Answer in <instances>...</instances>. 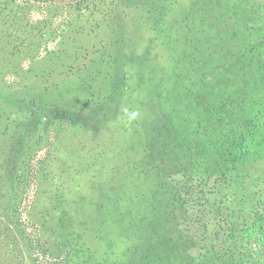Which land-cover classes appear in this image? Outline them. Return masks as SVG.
I'll list each match as a JSON object with an SVG mask.
<instances>
[{
	"label": "rangeland",
	"instance_id": "1",
	"mask_svg": "<svg viewBox=\"0 0 264 264\" xmlns=\"http://www.w3.org/2000/svg\"><path fill=\"white\" fill-rule=\"evenodd\" d=\"M17 2L10 5L15 13H0V200L13 197L17 180L30 174L27 196L38 195L26 211L43 235L75 252L73 263L148 264V245L157 237L149 225L150 205L168 195L158 177L144 179L140 172L152 164L148 140L169 155H188L187 163L195 147L190 141L198 138L185 133L196 128L203 143L210 139L204 135L208 122L192 110L193 98L181 95L185 80L199 79L189 69H198L207 50L233 45L243 64L227 76L237 82L231 93L240 97L234 101L241 112L235 105L229 110L243 120L237 125L224 106L231 118L219 135L225 140L228 134L226 143L210 144L220 148L218 157L224 151V164L243 163L245 150L253 148L244 134L252 136L255 121L264 122V0ZM235 23L239 37L229 41ZM209 41L217 45L210 48ZM191 55L197 56L194 63ZM163 80L180 85L168 89ZM169 91L183 98L177 116L182 127L160 122L164 106L176 105ZM242 183L231 190L236 197L244 192ZM223 203L214 221L231 227L239 216H230L232 205ZM243 228L249 235L252 226ZM159 229L169 227L163 221ZM155 253L153 264L159 261Z\"/></svg>",
	"mask_w": 264,
	"mask_h": 264
},
{
	"label": "trees",
	"instance_id": "2",
	"mask_svg": "<svg viewBox=\"0 0 264 264\" xmlns=\"http://www.w3.org/2000/svg\"><path fill=\"white\" fill-rule=\"evenodd\" d=\"M17 1L0 0V13L7 10L13 13L16 9L10 5L17 6ZM34 1L47 2L50 0ZM251 6L253 8V4ZM232 15L240 18L247 16L245 13L238 12H233ZM238 26L239 24L235 23L232 27L229 41L239 37ZM209 42L210 48L217 45V42ZM234 50L236 49L233 45L232 47L228 45L225 48L221 47L219 51L207 50L204 59L197 64L198 69L196 71L189 69L199 79L185 80L188 83L181 96H187L186 99L193 98L192 110L194 114H202L204 122H208L204 128V135L210 138L203 143L198 135L199 129L196 130V128L185 133V136L193 135L198 138V140L192 141L191 139L190 141L195 147L189 153V159H187L189 161L183 162L188 155H169L164 148L153 145L148 140L147 146L150 150L148 159L152 164L147 168H142L140 172L144 179L158 177L168 194L164 201L159 200L157 204L151 203L150 205L149 225L155 227L157 231L155 241L158 242H153L154 237H151L147 254L152 258L148 264L155 263V250L159 254L157 264H264V197L261 196L264 193V122L255 121V125L252 126L254 130L250 133L252 136L244 134L246 139L249 137L253 148L249 147L245 150L242 157L243 163L240 165L233 166L231 161L224 164L228 161L227 158H223L224 151L218 157L220 148L210 144V142L219 145L226 143L228 134H223L225 140L219 134L224 132L226 121H230L231 117L234 118L236 112H241V107L235 105L236 101H234L239 100L240 97L236 96L238 94L234 96L231 93L234 90L233 85L237 82L227 76L231 70L237 69L238 62L243 64ZM242 50V54L248 52L246 48ZM255 50L252 46L249 52ZM195 61H197V56L193 55L189 62L194 63ZM218 72H222L223 76ZM183 73L184 71H180L178 74L183 78ZM176 83L177 81L171 84L170 81L163 80V84L168 89L178 88L180 84ZM227 92V97L232 96L233 100L224 99ZM169 96L176 102V105L170 108L167 105L164 106L165 111L160 120L164 122L162 127H169L173 123L180 125L177 127H182L181 123L184 119L178 122L177 116H180L178 111L183 98L173 91H169ZM233 105H235L234 110L238 108L236 112L233 109L229 110ZM224 106L228 107L231 117ZM192 116H188L186 123L192 121ZM234 119L238 121V125L243 117L239 116ZM196 125L199 128L203 126L200 121H197ZM230 138L229 142L232 140V137ZM239 138H242L241 134ZM233 154L235 153L228 152L227 156L230 157ZM154 159L157 163H153ZM193 161L196 164H193ZM250 163H252V168ZM186 165L193 167L194 170L201 169L206 177L202 179L204 175L190 174L189 169L186 171ZM40 168L41 166L38 170L42 171ZM127 168L139 170L132 167V164H128ZM181 172L183 179L174 178L173 174L177 175ZM183 172L190 175L184 177ZM213 176L215 177L212 178ZM170 177L173 178V184L168 181ZM32 178L30 174L20 177L17 180L13 197L6 201L0 200V264H76L72 262L73 259L71 260L75 252L43 235L38 223L29 216V211H26L27 207L31 209L33 206L32 197L38 195L37 193L36 196H27L30 189L29 184L33 182ZM237 180H241L244 185L240 186L244 191L240 197H236V193L231 191L237 184ZM34 185L37 187L40 185L39 179ZM186 194L189 195L186 196ZM226 201L232 205L233 211L230 216H239L238 222L233 226L231 224V227L225 225L223 220L224 224L219 223L220 220L214 221V216ZM157 216H161L158 218H162V221L160 219L156 221ZM163 221L169 227L166 232L159 229ZM245 223L252 226L249 235L245 234L244 228L241 229ZM216 225L220 229L211 232L209 229ZM227 229L229 232L226 233ZM235 229L241 233L240 236ZM222 230L224 233H221ZM229 238L232 239L233 245L230 244ZM158 243L161 245L157 249Z\"/></svg>",
	"mask_w": 264,
	"mask_h": 264
}]
</instances>
